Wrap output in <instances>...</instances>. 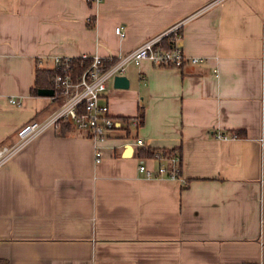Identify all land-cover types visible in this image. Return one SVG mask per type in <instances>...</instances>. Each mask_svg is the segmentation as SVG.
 Returning a JSON list of instances; mask_svg holds the SVG:
<instances>
[{
    "label": "crops",
    "instance_id": "0c3cea01",
    "mask_svg": "<svg viewBox=\"0 0 264 264\" xmlns=\"http://www.w3.org/2000/svg\"><path fill=\"white\" fill-rule=\"evenodd\" d=\"M180 19L204 60L130 63L102 95L108 137L48 127L0 165V263L264 264V0H0V144L59 104L30 92L36 65L128 51ZM147 147L180 148L181 176L139 171Z\"/></svg>",
    "mask_w": 264,
    "mask_h": 264
},
{
    "label": "built area",
    "instance_id": "2783aa9c",
    "mask_svg": "<svg viewBox=\"0 0 264 264\" xmlns=\"http://www.w3.org/2000/svg\"><path fill=\"white\" fill-rule=\"evenodd\" d=\"M185 20L175 21L162 31L145 38L136 47L115 55L105 57L99 53H83L80 55V63L74 62L73 56L56 55L53 67L58 68V71L54 76L53 96L59 97L58 106L45 117L23 123L17 129L13 141L0 144V165L48 127H60L62 121L71 122L95 141L108 137L111 130L120 127V120L112 115L109 103L102 100V95L110 79L117 74H124L127 65L140 64L144 59L166 66H182L186 62L204 60L202 56L188 55L182 47ZM115 32L124 36V25H117ZM12 100L15 101L14 98ZM218 135L225 136L219 132ZM137 143L143 144L144 141L139 137ZM95 154L96 160H100L102 152L99 147H96ZM149 158L158 161L156 169L148 166ZM138 169L148 176L180 177L182 156L179 152L158 149L154 155L140 156Z\"/></svg>",
    "mask_w": 264,
    "mask_h": 264
},
{
    "label": "trees",
    "instance_id": "16d2710c",
    "mask_svg": "<svg viewBox=\"0 0 264 264\" xmlns=\"http://www.w3.org/2000/svg\"><path fill=\"white\" fill-rule=\"evenodd\" d=\"M73 61L80 63V61H82L80 56H73ZM86 61V60H84ZM58 71V68L55 67H40L39 65H36L35 67V78H34V84L32 85V87L30 88V92L32 93H38V88L39 87H53L54 85V76L56 75ZM55 100H59L58 96H53ZM139 122H143L144 120V105L142 104L140 106V114H139ZM61 129H70L73 127V124L71 122H67V121H62L61 122ZM245 133L241 130H234L232 131V135L234 136H241L244 135ZM158 149H153L151 147H147L144 149H141L140 151V156L145 157V156H151L154 155L156 153ZM171 153L173 152H180V148H170V149H165ZM0 264H8L7 262L5 263H0Z\"/></svg>",
    "mask_w": 264,
    "mask_h": 264
},
{
    "label": "water",
    "instance_id": "95a60500",
    "mask_svg": "<svg viewBox=\"0 0 264 264\" xmlns=\"http://www.w3.org/2000/svg\"><path fill=\"white\" fill-rule=\"evenodd\" d=\"M114 84L117 87H128L130 84V79L126 74H117L114 77ZM38 93L43 95H51L53 96L55 90L53 87H39Z\"/></svg>",
    "mask_w": 264,
    "mask_h": 264
}]
</instances>
